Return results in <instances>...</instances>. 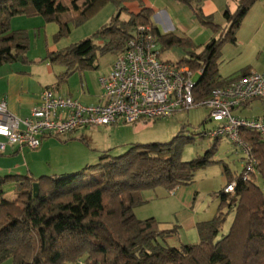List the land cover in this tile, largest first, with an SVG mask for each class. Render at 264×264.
Instances as JSON below:
<instances>
[{"label": "trees", "instance_id": "1", "mask_svg": "<svg viewBox=\"0 0 264 264\" xmlns=\"http://www.w3.org/2000/svg\"><path fill=\"white\" fill-rule=\"evenodd\" d=\"M176 1L191 6L200 22L213 31L221 28L211 15L194 6L201 0ZM256 1L239 0L233 11L224 10L222 33L212 37L200 52L192 51L175 61L192 70L202 68L197 86L204 93L227 81L228 77L218 75L220 48L227 41L235 44L242 19ZM129 2H136L139 11H129L125 7ZM107 4L114 5L116 12L94 33L46 53L44 59L65 67L57 84L73 70L96 69L97 52L120 53L141 25L150 27L163 48L193 46L188 37L161 32L151 19L153 9L144 0H0V64L28 62L29 37L24 29L11 28L13 16L38 14L46 22H55L58 30L54 39H59L70 32V23L81 25ZM122 12L127 13L126 19H121ZM97 38L103 40L100 46H95ZM246 72L243 69L235 76ZM240 134L251 147L255 172L243 179V170L232 175L224 165L226 184L235 181V188L216 192L214 215L196 223V243L168 245L166 237L173 230L161 229L153 217L138 219L133 209L144 202V190L158 186L171 190L190 183L197 170L215 162L220 137L211 138L204 152L189 160H183L181 152L193 136L181 126L169 141L130 143L116 156L104 151L96 163L73 172L38 177L0 174V263L75 264L82 258L85 264H264V190L255 181L258 175L264 183V142L257 132L243 129ZM76 139L87 144L82 136ZM6 184L14 185L13 199L4 197ZM230 215L229 228L222 233Z\"/></svg>", "mask_w": 264, "mask_h": 264}, {"label": "built area", "instance_id": "2", "mask_svg": "<svg viewBox=\"0 0 264 264\" xmlns=\"http://www.w3.org/2000/svg\"><path fill=\"white\" fill-rule=\"evenodd\" d=\"M159 42L149 26H138L124 49L114 58L107 74L99 77L101 101L84 103L45 87L39 103L26 117H17L0 98V153L7 146L36 149L46 137H61L87 127L131 124L168 118L176 112L204 106L206 120L215 124L201 131L206 139L226 138L245 152L243 179L255 172L256 160L241 130L257 132L264 142V119L239 116L235 111L254 99L264 98V74L250 70L228 77L220 86L204 93L187 64L160 57ZM235 181L226 184L232 192ZM75 264H85L81 258Z\"/></svg>", "mask_w": 264, "mask_h": 264}, {"label": "rangeland", "instance_id": "3", "mask_svg": "<svg viewBox=\"0 0 264 264\" xmlns=\"http://www.w3.org/2000/svg\"><path fill=\"white\" fill-rule=\"evenodd\" d=\"M67 1L68 0H63V2ZM162 1L166 3L169 1L167 4L172 6L175 13L183 14L182 17L187 23L186 34L181 35L180 31L176 29H172V32L190 38L193 45L192 47L175 45L166 48L159 45L161 53L160 57L164 60L175 62L188 57L194 48H197V46L199 47L201 43L205 42L206 37L204 30L209 29L213 31V29L200 22L191 6L180 3L176 0ZM237 2H239V0ZM101 9L86 20L84 25H82V23L79 26H74L70 23V32L64 37H69L71 31H74L73 33L75 34V31L85 29L84 27L88 25L85 23H91L90 20L99 14ZM168 17L173 25L171 16L168 15ZM212 20L218 24L217 21L214 19ZM99 27L91 29L88 35L86 34L87 36L82 37L80 40L90 36ZM220 27L221 28L218 31H213L215 33L214 37H218L225 29V27H222L221 25ZM258 28L259 27L254 26L242 28V30L239 29L237 32L236 44L228 41L223 43L217 60L218 74H221L223 77H232L238 74L242 68L248 69L249 67L264 70V27L262 26L260 29ZM24 30L28 35L27 30ZM61 38L54 39L53 37V40L58 41ZM30 39L32 40L31 35ZM30 39L27 52H30V55H38L39 49H36L34 43L30 44ZM94 43L95 46L101 45L99 38L95 39ZM115 57L116 54L112 52H106L102 55L97 52V68L85 70L87 71L86 74H88L82 75L81 80H79V76H76L75 74L70 75V73L68 78L69 84L76 85L78 83L79 86L80 83H82L85 87L88 85L93 89H99V77L105 75L104 72L109 69L110 64ZM53 65H55L56 68H61L59 66H63L60 64ZM107 73L108 71L106 74ZM198 77V75H194L193 78L196 80ZM235 113L239 114L238 109ZM207 114L208 110L204 106H198L190 110L178 112L171 118L146 121L138 125V127H140L139 136L141 140L134 141V143L166 142L178 132L181 126H185V128H187V134H192L193 140L183 146L181 158L183 160H189L202 154L212 141V139L201 137L199 133L205 128H210L215 124L213 121L206 120ZM249 114L259 116V118L263 119L262 115H264V107L262 103L260 101L255 102ZM110 126L111 125L93 126L79 130L76 135H82L87 144L76 139H69L67 142L72 143H68L66 146H63V148H60L63 151L61 155L67 152V150L69 152L71 150V153L74 154L75 165L82 163L81 166H84L85 164L96 163L99 159V155L104 151L112 156L122 154L130 145L124 143L125 137L130 136V129L119 127L112 130ZM128 127L132 128V125H129ZM56 152L51 154V159L48 157V161H45L44 163L31 158V162L33 161V164H31L34 168L33 173L35 174V177L63 172L58 171L56 168L57 166L67 164V160H69L70 157L65 160L66 155L64 154L63 157L59 158V155H57ZM245 156V152L241 147L226 138L220 139L213 155L215 162L197 170L190 183L178 185L171 190H168L163 186L144 190V202L134 207V215L138 219L153 217L158 221L161 229H172L173 231L166 237V243L170 246H178L181 243H196L198 241L196 223L198 221L208 220L213 216L218 206L216 192L223 188L227 183L226 175L224 174V165L227 166L232 175L239 174L243 170ZM58 158L60 159L59 161H57ZM24 159L26 158H22L21 161L23 163L22 166L24 165ZM36 164L40 165V167ZM80 168H77L76 170ZM25 171L26 169L24 170L22 167L20 170L3 171L1 174H25ZM255 181L264 190V183L258 175H256ZM3 189L5 191L4 197L6 199L10 200L16 196L13 184H6ZM231 219L232 216L230 215L221 229L222 233L227 232ZM0 264H8V261H2Z\"/></svg>", "mask_w": 264, "mask_h": 264}, {"label": "crops", "instance_id": "4", "mask_svg": "<svg viewBox=\"0 0 264 264\" xmlns=\"http://www.w3.org/2000/svg\"><path fill=\"white\" fill-rule=\"evenodd\" d=\"M238 0H201L198 1L194 6L196 8H200L201 12L208 16L211 15L212 18L218 22L222 27L226 26L225 19L223 17L224 10L228 9L229 11H233L237 6ZM169 3V1L167 2ZM162 0H144V4L153 9L154 13L151 17L154 24H156L160 31L172 32V29H176L180 31L181 35H185L187 32V23L183 19V14H177L174 12L172 6L167 4ZM125 7L131 12H138L139 6L136 2H129L125 4ZM116 12V7L112 4L105 5L99 14H97L93 19H91V23L88 24L85 29H79V31H71V35L68 37L61 38L58 41H54L53 37L58 30V25L55 22H46L44 19L38 14H21L13 16L10 20V26L12 29H26L29 35L32 37L30 39V44L34 43L36 49H39L38 55H30V52H27V60L28 62L22 61H13V62H5L0 64V98L5 97L8 103V109L11 113H13L17 117H26L30 114L31 109L36 106L41 98L42 91L45 87H54L57 93L69 95L75 99L80 100L84 103H98L101 101V87L99 89H93L92 87L80 83L76 85L69 84V76L75 74L79 76V80H81L82 75H87V71L79 72L77 70L71 71L65 79L64 82L57 84V76L65 71L64 66H59L61 68H56L55 65L51 64L48 59H44L46 53L48 51H56L62 49L69 44H72L82 37L88 35L91 29H96L100 25L106 23L110 17ZM168 15L171 16V21L169 20ZM121 19H126L128 17L127 13L122 12L120 15ZM96 18V19H95ZM93 20V21H92ZM84 25V23L82 24ZM264 27V0H257L245 14L242 19L241 26L239 29L246 27ZM81 28V27H80ZM205 32V42L201 43L199 47L194 48V52H200L204 45L215 36V33L211 30H204ZM73 34V35H72ZM87 34V35H86ZM217 36V35H216ZM100 44L103 43L102 39H99ZM237 43V34H236V42ZM112 63L110 64L111 67ZM107 70L109 72L110 70ZM249 67V66H247ZM246 69L247 72L250 70H254L264 74V70L259 68H242ZM105 71L104 73L106 74ZM77 72V73H76ZM79 74V75H77ZM221 78H227L229 76L223 77L221 74H218ZM74 76V75H73ZM260 101L264 107V98L263 99H254L249 102L246 106L238 109L239 116L244 117H258L253 116L250 113V110L253 108L255 102ZM249 111V112H248ZM178 113V112H176ZM175 113V114H176ZM172 116L168 117L171 118ZM264 117V115H262ZM144 123L143 121H138L131 124H118L111 125L112 130L119 127H126V129H130V136L125 137V144L134 143V141L141 140L138 127L139 124ZM132 125L131 127H128ZM135 128V129H134ZM79 131V130H78ZM74 131L68 135L61 136L59 138L55 137H46L41 145L36 149H28L23 148L22 150H18L16 147L7 146L5 152L0 153V174L3 171H17L26 169V173L29 176L35 177L33 173V161L32 159H36L39 162L48 161V157L51 159V154L55 153L57 150V155L59 158L66 155L65 160H67V164H63V166H57L58 171L63 172H72L77 168L83 167L82 163L75 165L74 163V154L67 150V152L62 154L63 146H66L69 139L75 140L77 136V132ZM77 140V139H76ZM71 153V154H70ZM28 156V157H27ZM22 158L24 159V165L22 166ZM32 158V159H31ZM57 159L59 161L60 159ZM32 163V164H31ZM59 163V162H57ZM37 165V164H36ZM86 165V164H85ZM84 165V166H85ZM40 167V165H37ZM62 169V170H59ZM74 169V170H73ZM46 171V170H44ZM214 215V214H213ZM210 219V218H209ZM8 264L10 263L9 260Z\"/></svg>", "mask_w": 264, "mask_h": 264}, {"label": "water", "instance_id": "5", "mask_svg": "<svg viewBox=\"0 0 264 264\" xmlns=\"http://www.w3.org/2000/svg\"><path fill=\"white\" fill-rule=\"evenodd\" d=\"M33 193L35 196L38 193V183L37 182L33 183Z\"/></svg>", "mask_w": 264, "mask_h": 264}]
</instances>
